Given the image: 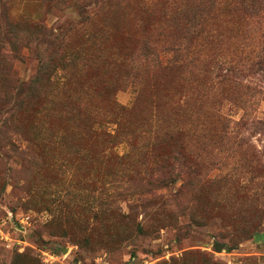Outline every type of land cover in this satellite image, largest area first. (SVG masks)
Listing matches in <instances>:
<instances>
[{
	"label": "rangeland",
	"instance_id": "obj_1",
	"mask_svg": "<svg viewBox=\"0 0 264 264\" xmlns=\"http://www.w3.org/2000/svg\"><path fill=\"white\" fill-rule=\"evenodd\" d=\"M106 3L0 0V264H264V0Z\"/></svg>",
	"mask_w": 264,
	"mask_h": 264
},
{
	"label": "trees",
	"instance_id": "obj_2",
	"mask_svg": "<svg viewBox=\"0 0 264 264\" xmlns=\"http://www.w3.org/2000/svg\"><path fill=\"white\" fill-rule=\"evenodd\" d=\"M106 1H107L106 4H111L113 3V1H117V0H106ZM86 12L88 11L85 8L80 7V11L78 12V14L82 18ZM7 20L9 21V17H7ZM21 22L23 23V25L27 24V26L29 27L31 31L35 33L43 34L44 37L46 36V39L44 38V40L55 42V43H60L59 35H55L48 27L38 22H35L34 20L31 19V17L25 16L21 19ZM17 25H18L17 23L12 24L13 28H15ZM8 28L9 27H7L6 30H8ZM262 50H263V55H264V48ZM177 55H179V53ZM9 59H10L9 54L3 51L0 52V63L9 66V63H10Z\"/></svg>",
	"mask_w": 264,
	"mask_h": 264
}]
</instances>
